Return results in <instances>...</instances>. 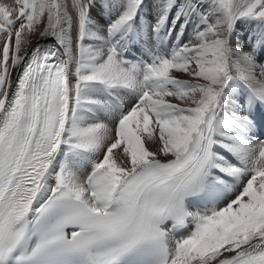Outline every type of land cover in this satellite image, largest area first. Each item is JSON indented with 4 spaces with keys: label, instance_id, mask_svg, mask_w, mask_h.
I'll use <instances>...</instances> for the list:
<instances>
[{
    "label": "snow or ice",
    "instance_id": "snow-or-ice-1",
    "mask_svg": "<svg viewBox=\"0 0 264 264\" xmlns=\"http://www.w3.org/2000/svg\"><path fill=\"white\" fill-rule=\"evenodd\" d=\"M0 264H264V0H0Z\"/></svg>",
    "mask_w": 264,
    "mask_h": 264
},
{
    "label": "bare ground",
    "instance_id": "bare-ground-1",
    "mask_svg": "<svg viewBox=\"0 0 264 264\" xmlns=\"http://www.w3.org/2000/svg\"><path fill=\"white\" fill-rule=\"evenodd\" d=\"M244 31H248V29H247V28H245V29H244Z\"/></svg>",
    "mask_w": 264,
    "mask_h": 264
}]
</instances>
